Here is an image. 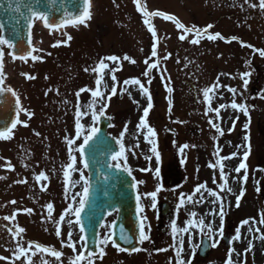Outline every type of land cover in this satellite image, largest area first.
I'll use <instances>...</instances> for the list:
<instances>
[{
    "label": "rangeland",
    "instance_id": "1",
    "mask_svg": "<svg viewBox=\"0 0 264 264\" xmlns=\"http://www.w3.org/2000/svg\"><path fill=\"white\" fill-rule=\"evenodd\" d=\"M179 1L180 0H150L152 5L159 7V11L162 12L164 9H169L170 12H173L175 15L178 13L180 14L182 11L184 18L188 19V13L186 10H182L181 6L178 5ZM144 2L145 0H93V17L88 21L87 24L89 25H82L76 29L88 30L93 22V24H98L99 17L101 26L99 29L100 31H97L99 36L97 45L99 46V49L97 50L98 56H100L101 52H105L103 57L118 54V57L122 62H125L123 66V78L119 74L121 68V62L119 63V60L116 62L108 60L104 61L108 64L107 69H99L98 63L97 71H93V69H96L97 67L95 58L91 57L95 52V46L97 44L95 37L96 29L90 31V33L94 35L85 36L81 41H72L68 44L65 52L63 51L62 54L59 53L60 56H57V58L61 60V63L58 66V71L63 75V80L68 83L67 91L70 94V102L74 100L75 104L72 107H65V111L62 113L57 112L56 118L57 121L60 122L59 125H63L67 129V135H69L68 139H74L76 134V116L74 120V111L76 112L77 104V100L75 101V93L81 88H87L91 90H99L105 97H107L111 94V87L118 86V88H116L117 94L111 96L110 101H108L109 106L105 110V113L110 114L113 118V124L110 130L120 138V133L124 131L125 125H127L128 130L123 138V143L125 144L126 149H128L125 153L127 164L131 170L137 172L141 176L147 171L150 172V170L154 168L157 159L156 155L150 150L153 147V144L148 143L145 139L147 129H137V125L139 124L141 117H143V110L147 107V95L142 92L140 85L131 83L133 79H139L141 84L149 89L152 96L153 107L149 109V115L145 117V120L157 133L155 138L149 136L148 139L154 140L160 157L161 150L158 147L161 146L159 142L164 135L169 136L170 144L172 136L174 135V138H176V135H179L178 144L181 145V147L188 145L183 151H181L180 148V158H183V160H187L191 156V150L187 151L191 146L189 143L201 141L200 146H209V153L211 152L213 145L214 154L209 159L207 156H204V158L207 165L213 164L215 166H208L205 171L206 175L200 179L199 183L205 181L206 187L216 191L224 204L228 201L229 208L232 207L233 202L237 204L238 190H248L250 188L252 190H258L261 196H263L262 200L259 201L258 195H253L255 198L254 200L262 204L260 210L261 216L264 220V171L261 167V163L264 162V98H262L264 97V72L261 71V69H264V57H261L258 51H254L253 49L255 48L244 46V48H242L241 46V41L246 42L247 44L245 45H251L248 43V40H250L251 42H256L258 44L259 50H264V9L259 7L260 0H248V3H245L244 0V6H248L249 10L242 16L233 15L234 12H231L233 9L224 14L225 7L217 10L216 15L214 16L217 21H213L215 25L209 29L211 31L210 34L214 35L220 30V34L224 36L225 39L211 41L208 40L206 34L201 31L199 37L200 44L190 43V41L195 38L194 32L186 33L184 30L178 29L174 26V21L167 20L164 16L161 18H154L152 22H150V18L142 15L143 21L148 18L147 23H145L147 27L150 26L156 30L157 37L155 38L148 30L149 28L146 27V29L143 25H141V28H137L138 22L136 19L131 18V14L135 15V9L137 8V10H139ZM212 2L213 0H211L210 3L208 0H196V4L201 11L197 12L198 16L192 20V25H199L197 27L201 29L204 28V30L206 29L203 24L212 20L210 15V9H214L211 5ZM236 3L238 4L237 0ZM252 4L256 5V7H251L250 5ZM99 6L100 13L99 16H97L96 12L98 14ZM144 7L149 9V11L153 8L152 6ZM234 11L237 12L236 9ZM175 19L178 18L176 17ZM39 26L40 24L37 23L38 28ZM63 30L64 31L61 32L62 40L64 37H67L68 31L72 29L63 28ZM44 33L45 32H43V35ZM235 34H237L239 38L236 42L235 40H231L232 37H237ZM180 35H185L183 41L179 39ZM42 38L44 39V37ZM55 39L57 38L53 36L47 37L44 39L45 43L40 47L47 50L50 43ZM230 40L231 42H228ZM154 41L157 47L158 56L151 58L150 62H158L159 66L156 70L150 73L152 83L149 85V77H145L143 73L146 70L145 59L150 57L152 49L151 45L154 44ZM261 46L263 49L260 48ZM108 47L109 49L115 48L116 53H110ZM247 49H250L251 53ZM236 53L243 54V62L238 60L241 59V57H239V55L236 56ZM168 54H171L168 59H163V57ZM6 55L8 61V73L11 75H18L19 68H21V71L23 72L31 71L29 69L33 67L36 68L35 65L38 63V59L28 62L11 60L12 57L9 54V51ZM125 55L129 57V60H123ZM139 56L144 57L141 64L138 66L136 63H132L130 69H127L130 62L137 61V58L140 60ZM186 58L187 60H185ZM10 60L13 62L12 65L10 64ZM187 62H192V66L195 69H192V66ZM114 63L117 70L115 72H110L109 69L113 68ZM186 63L188 66H186ZM184 65L185 68L183 67ZM41 68L42 67H38V69ZM85 68L88 69L87 72L84 70ZM246 71L250 72V75L244 77L249 80V83L245 88L240 74ZM130 72H132L133 75L130 74ZM112 75L116 76L115 82L111 79ZM177 76L180 77L179 80L176 79ZM257 76L259 79H257ZM97 79L101 80L100 85L95 83ZM125 80L129 81V83L124 84ZM212 85H219V87L214 90V94L209 93V100L206 101L203 96V90ZM168 86L173 89V92L166 91ZM16 87L18 88V86ZM228 87L237 89V94L233 96V94L228 91ZM25 96L29 98L26 93ZM172 97L174 100V103L171 104V107H174L173 114L177 116L179 115L181 119L177 118L176 121L182 123L171 120L170 123L177 128H175V132H168V129H166L168 125L166 107H170V99ZM91 99L90 92L86 91L81 93L79 103L85 105L88 104ZM233 100L238 104L246 105L248 111L247 116H245L240 110L231 108ZM39 102L40 100H35L34 102L31 101L33 104ZM220 105H224L225 107L220 109L219 114L215 111H208L209 107L215 109L220 107ZM57 107H60V105H57ZM99 107L100 105L97 104L96 110H98ZM185 107H195V115L193 116L191 113L190 116H186L184 113ZM202 107H205V117L208 114L209 118L205 119L203 116V113L201 112ZM81 110L83 111L84 109L82 108ZM41 112L44 113V116H38V118H36L39 119L36 120V124H38L36 130L38 133L40 131V126L47 127L52 121L48 112L43 110ZM206 112L207 114H205ZM50 114L51 116L53 115L51 111ZM183 115H185V118H183ZM42 120L43 122H40ZM209 120L223 130V136H220L219 133L216 132L215 127H213L212 124H209ZM65 121L68 123L66 124ZM72 121L73 123H70ZM81 123L85 128H88L90 125L95 126L97 122L93 124L91 115L89 114L82 118ZM245 125H247V128ZM61 132L62 130L55 129L51 130L50 133L55 139H57L56 135ZM189 134L194 135V138L187 139L186 137H191ZM245 136L248 137L247 141L244 139ZM65 142V145L56 144V149L62 147L67 148L69 153V145L66 140ZM81 142L82 137L76 141V144L78 145ZM36 143L37 141L33 142L29 138L21 140L20 138H16L15 135V138L11 137V140L8 142L9 148L4 156L7 157V161L11 166L16 164L15 161L17 157H13V154L15 155L17 152H21L19 154H22V157L24 155L30 157H44L48 171H50L49 175H52L53 173L55 174L51 176L52 181L49 182V184L54 186V190H57L55 192L54 202L61 213L67 205V201L64 200L65 187H68L71 192H82L84 182L80 181V172L73 173L71 170L65 169L63 165L61 169L56 168L54 157L57 155L59 157L60 152L52 148L53 144H45L42 146ZM137 144L139 147H136ZM237 146H239V148ZM245 151H248L249 153L247 160H243ZM234 152L237 153V161L235 159L234 162H229L227 166L222 167L220 165V169L217 168V157L220 156L221 162L225 155H230ZM61 154L64 155L65 153L63 152ZM74 154L77 155L79 159V153ZM0 159H2L1 152ZM68 162L69 160L66 164ZM237 162L239 164L243 162L246 165V169H242L239 174L234 171L235 168L239 166V164L237 165ZM121 163H123V161H121ZM196 165H200L199 158H196ZM79 168L83 174H86V168L83 167L82 163L79 164ZM221 168H223L225 174L224 180L229 179V182L233 187V189L229 188L232 189L231 192L227 191L225 193V191H221L219 188L221 179L218 182L217 179L220 177L215 171L220 172ZM62 170L69 171L70 175L66 178L64 172L62 174L60 173ZM245 171L248 177L246 181L243 179ZM9 173L3 171V169L0 170V186L9 187L14 184V178L11 177ZM33 173V169L22 171V181L26 182L28 175ZM73 181H78V183L75 184V187H72ZM24 183H22L18 192L22 191ZM46 185H48V181ZM203 190L204 189H202V191ZM9 196L10 195H8V197ZM206 198H209L210 200L214 199V197L208 195V192L203 195V200ZM193 199L194 201L200 200L201 194L195 193ZM246 200L247 199H239V205H248L247 211L242 214L244 217H247L248 214L254 213L253 210H257V208L249 207L250 203H247ZM257 202L252 203L255 206ZM23 204V201L19 200L15 204V206L17 205L16 208L21 216L24 215L23 213L26 210L23 207ZM187 206L188 204L185 205V207ZM248 218L251 219L250 217ZM72 219L75 220V217L73 216ZM112 219L113 215L108 217L104 225L111 224ZM190 219H192L191 216ZM255 219L259 221L260 217L256 215ZM243 220L245 219H237V221ZM182 221L183 220L181 219L180 224ZM249 222H252V220H249ZM32 224L35 225L34 229L27 227L29 229L25 230L24 233L15 234L14 232H19L15 228L22 226V224L15 222L6 225L0 221V264H55V258L51 252L53 249L60 251L59 247L58 250L56 249V246H58L57 242L51 244L45 242L43 239L46 237V234L42 231L41 227H37V223H29L28 225ZM39 224L41 225L40 222ZM63 225L65 227V230H62L64 231V236L58 240V242L60 243L61 249L65 250L64 252L73 259L83 252L84 242L81 240L76 244V251L73 252V249L67 246V234L71 231L73 240H79L81 236L79 225L74 223L71 228L66 222H63ZM35 229L36 232H34ZM190 232H193V230L191 229ZM109 234V230L106 227H102L101 238ZM186 235L187 233L184 235L185 252L182 253V256L186 253L187 257H191V250L194 246L192 242H194L195 235L192 236L191 244H189ZM165 236H167L168 241L165 244H162V247L159 249L166 248L168 250L153 252L151 254V258L154 257L153 259L146 256L149 250L146 243L141 248L143 250L134 253H127L122 252L113 246L111 240L107 245H100V250L96 255L85 257L90 258L92 264H170L171 259L168 257L163 259V257L168 251H172L173 260H171V264H176L175 252L170 247L173 243L172 231ZM55 237L56 235H53V238ZM61 241H64L63 245ZM28 242H31V247H29ZM43 245L45 246L42 247ZM81 245H83V247H81ZM21 247L24 249L22 253L20 252ZM101 249L103 252L102 255ZM69 251H72V254H70ZM191 258L192 263H194L196 259L194 260L193 256ZM149 259L151 260L148 263ZM70 260L71 259H68L66 256H61L59 259L60 264H69ZM81 264H87L86 260H81Z\"/></svg>",
    "mask_w": 264,
    "mask_h": 264
},
{
    "label": "snow or ice",
    "instance_id": "2",
    "mask_svg": "<svg viewBox=\"0 0 264 264\" xmlns=\"http://www.w3.org/2000/svg\"><path fill=\"white\" fill-rule=\"evenodd\" d=\"M245 3H248V0H245ZM84 4L85 7L83 8V12L82 14H79V12L74 13V16H78V19L75 21L76 23H80V24H85L88 19H90V12H89V8H88V0H84ZM251 7H256V5L252 4L250 5ZM259 7L261 9H264V0H260L259 3ZM17 11H19V9H17ZM151 15L154 16H164L163 13L157 11L154 13H151ZM32 18H39L42 19L45 22V26H51V27H56L57 25H55V23L52 21L51 16L48 13H33V17ZM167 20H171L174 21L176 27L178 29H182L184 30V32L186 33H193L194 32V36L195 38H193L190 43L192 44H198L199 43V37L201 35V31L205 32L206 34V38L208 40L211 41H215L217 39L220 40H224L225 37L222 36L220 33H215L213 34H207V29H211L213 27V25H207L205 30H199L196 28L195 25H193L191 28H186L185 25H183L178 19H175L173 16L168 15L166 17H164ZM31 20V18H30ZM31 26V25H30ZM149 31L151 32L152 36L155 38L157 37V32L154 28H149ZM68 40H71L72 37L68 36L67 37ZM180 40H184L185 39V35H180L179 36ZM238 37H232L231 40H238ZM228 41V42H231ZM8 45L9 48L14 49L17 47L16 44H14L12 41L4 39L2 37H0V45ZM55 46V45H54ZM241 46H247V47H252L251 45H245L242 41H241ZM38 51L37 49H32L31 51H29L27 53V56L25 55H20L19 59L21 60H26L28 56H31L32 60H37L39 59L38 56L33 55V52ZM254 51H258L259 55L261 57H264V50H256L254 49ZM10 55H16L15 51H13L12 53H9ZM4 53L2 51H0V61H2ZM171 54H168L167 56H164L163 59H168V57ZM158 56V51H157V47L155 46V41L153 44V47L151 49V53H150V57L145 59V65H146V70L143 73V75L145 77H149L148 79V84L151 85L152 83V77L150 76V73H152L154 70H156L158 68V62H150L151 58H155ZM118 59L117 56H109V57H104L101 58V61L99 63V69H107L108 68V64L105 63L104 61L108 60V61H112V62H116ZM123 60L127 61L129 60V57L127 55H125L123 57ZM133 63H135V61H132ZM0 68H2V63H0ZM86 72L88 71L87 68L84 69ZM117 70V67L114 63L113 68L109 69L110 72H115ZM93 71H97V69H93ZM23 75H27V74H23ZM223 75V74H221ZM241 78L243 79V83L245 88L247 87L249 80L245 79L244 77H248L250 75V72H244L241 73ZM29 79H34L35 77L33 76H28ZM4 79L5 77L3 76L2 73H0V94H3L5 92L7 93H11V95L13 97H16L15 103L17 105V111L19 112L20 110H23L21 105H20V98L17 96L16 92L11 88V87H6L4 86ZM112 81H116V76L112 75L111 76ZM95 83L97 85H100L101 80L97 79L95 81ZM129 81L125 80L124 84H128ZM132 84H136V85H140L141 90L144 94L147 95V107L144 108L143 110V117H141L139 124L137 125V129H147V135L145 137V139L148 141V143L153 144V147L150 149L155 155H156V159L157 161H159L160 159V154L157 150V147L155 146V142L154 140L148 139V137H153L155 138L157 136V133L155 131V129L153 127H151L147 121L145 120V117H147L149 115V109H151L153 107L152 104V96L150 94V91L148 88H145L142 84L141 81L139 79H133L131 81ZM219 87V85H212L208 88H205L203 90V96L205 98V100H209V93H213L214 94V90ZM51 90V89H50ZM49 90V91H50ZM89 91L90 95L92 97L91 101L88 104L85 105H81L79 103V98L81 93ZM167 92H172L173 89L170 87L166 88ZM228 91L230 93L233 94V96H235L237 94V89L235 88H231L228 87ZM58 92V90H57ZM117 94V89L115 86L111 87V94L107 97H105L101 91L99 90H91V89H87V88H81L79 89L75 95L77 96V104H76V112H75V116H76V121H75V129H76V134H75V138L74 139H68L66 137V141L67 144L69 145V162L64 166L65 169L67 170H71V172H80V181L84 182V186H83V190L82 192H71V190L68 187H65L64 189V200L67 201V205L64 208V210L60 213L58 220L55 221V223L57 224L56 227V235L57 237H60L61 235V230H60V224L62 222H66L67 225L71 228V226L75 223L77 225L80 224V215L81 212L84 209L85 203L87 202L88 198H89V186H88V181L85 179V176L83 174V172L80 170L79 168V164L82 163L84 168H88L89 167V160H85L84 159V155L85 152L88 150V148L91 147L90 145V141H93L94 137L96 136V133L98 132V128L94 127V126H89L88 128H85V126L81 123V120L84 116H88L89 114L91 115V120L93 122V124H95L99 117L104 116L105 114V110L107 109L108 105V101H110L111 96H114ZM264 98V97H262ZM171 103V102H170ZM97 104L100 105L99 109L96 110V106ZM225 107L224 105H220V107L212 109L211 107H209L208 111H215L217 114H219L220 109ZM84 109L83 111L81 109ZM231 108L232 109H238L241 112L244 113L245 116L248 115V111H247V107L244 104H238L235 102V100H233V102L231 103ZM29 115V117L31 116L30 113H27ZM207 114V112L205 113ZM178 123H182L180 121H176ZM20 123L19 120L15 121L12 123L11 128L14 129L16 128L17 124ZM209 124H212L213 127H215V130L217 133H219L220 136L224 135L223 130L214 125L213 122L211 120H209ZM245 127L247 128V125H245ZM127 125H125V129L124 131H122L120 133V138L117 139L115 137H113L112 139L116 140V143L119 145V150L118 151H114L111 159L114 162L113 164L110 165V167H114L116 169H121L124 172H126L129 176L132 175V170L129 168L128 164H127V157L125 155L126 151H128V149H126L125 144L123 143V138L125 136V133L127 132ZM11 129H6L5 131H0V139H10L11 135H10ZM37 136H39V133H35ZM82 137V143L80 144H76V141L79 140ZM244 139L247 141L248 137L245 136ZM110 142L106 141V147L109 145ZM136 147H139V145L137 144ZM188 145H184L181 147V151H183L184 148H187ZM195 147V146H193ZM239 148V146H237ZM74 153H79V159L77 157V155H75ZM237 155V153H231L228 157H224L225 160L231 159L233 157H235ZM249 153L248 151L244 152L243 155V160H247ZM94 156V152L90 153V157ZM121 161H123V163H121ZM219 163V161L217 162ZM9 167H11V165H8ZM209 167H214L215 165L213 164H209ZM242 169H246V165L245 163L241 162L239 164L238 167L235 168V172L237 174H239L241 172ZM65 170L64 171V176L67 178L70 173L69 171ZM159 172L160 169L159 167H157L155 169V173L156 176L159 177ZM224 172H223V168H221L220 171V179L223 181L224 180ZM45 178V173L41 172L38 176L35 177V179L37 181H39L40 179ZM243 179L246 181L248 179L247 177V173L245 171V175L243 177ZM25 181H17V183H24ZM78 183V181H73L72 183V187H75V184ZM144 181H135L134 178V182L132 184V188L133 189H138V185L139 184H143ZM159 183V181H158ZM215 183V181H214ZM226 183V181H225ZM225 183H220L219 184V188L221 191L225 190ZM163 186H158L155 188L154 191L151 192H146V193H141L137 190V194L135 195V201H136V207H135V212H136V216L139 222V229H138V238H139V243L143 244V242L145 241H151V237L149 235L150 231H151V226L150 224H147V217L142 215L144 213V207L142 206V200L143 199H150V205L153 209L156 208V204H157V199H158V193L162 190ZM201 189H204L208 192V195L211 197H214V199H212L210 201L211 205H216L218 202L220 203V207L219 210L217 211L215 208L212 209L211 212L208 213V215L216 217H219L220 220V224L219 227L216 231V233L213 232V221L209 220L208 223H205V216H200L199 219H196L197 213L195 212H191L189 213V215L192 217V219H187L185 221V225L184 227H178L177 226V222L175 220H173L171 222V231H172V239H173V243L170 246L174 252H175V261L176 264H192V258L191 257H187V254L185 253L184 256H182V253L185 252L184 249V235L185 233L188 234V240H189V244H191L192 241V236L195 234V232H190V229L192 230H198L199 233H201L204 236H207L210 240H213L214 236L218 233L220 236L223 235V228H224V218H225V212H224V207H223V202L221 200V197L218 195V193L216 191H214L211 188H207L206 187V183H200L198 184V186L195 188L194 193L193 194H188L187 196L184 193H180L178 200L179 202L176 205V212L177 214L179 213V210L181 208H184L185 205L187 204H199L202 203L203 201V193L201 192ZM227 191L231 192L232 189H227ZM195 193H200L201 194V199L200 200H196L194 201L193 197ZM240 195H243V189L241 190ZM79 198V199H78ZM11 203L15 204V201H12ZM78 205V206H77ZM237 207H239V196L237 197ZM46 208L48 210V218L52 219V212H53V204L51 202L46 204ZM25 211H27L28 213L32 212V209H26ZM116 212L119 213L120 209L116 208ZM75 217V220L72 219V217ZM67 217V219H66ZM3 219L5 220H9V217H4ZM241 225H249V219H245L243 221L240 222ZM102 227H106L109 230V235L104 236L103 238H101L99 240V244L100 245H107L109 243V241L111 240V243L113 246H117V243L114 239H112V235H114V231L113 229L115 228V221H113L111 224L108 225H102ZM147 229V232H146ZM252 227L249 226L248 231L252 232ZM25 231L24 228H19V232L23 233ZM80 232L83 233L84 232V228L81 225L80 226ZM235 237L237 242H239L240 240V226H237V228L235 229ZM135 237H133L132 235H130L128 232L125 231V229L123 227L120 228V233H119V239L121 241L124 242V244H132L133 239ZM261 239H264V236L260 237ZM84 236L81 235L79 240L74 241L73 240V235L72 232L69 231L67 234V246L73 249V252L76 251V244H78L81 240H84ZM29 243V247H31V242ZM62 245L64 244V241H61ZM218 244V241H215L214 243H212V247H216ZM81 247H83V245H81ZM199 246H193V253L192 256L195 255V250L196 248ZM252 243L251 241H249L247 248L244 250L245 252H251L252 251ZM120 251L122 252H139L143 249L139 248V247H132V248H123L120 247L119 248ZM168 249L166 248H162V249H158L157 251H167ZM24 251V249L21 247L20 248V252L22 253ZM233 252V249H229V256H231ZM51 254L56 257L57 260L60 259L62 253L60 251H56V250H52ZM103 254L102 249H101V255ZM264 254V253H262ZM187 257V258H186ZM81 260H86L87 264H92V260L90 258H87L84 256V253L81 252L80 255L74 257L73 259H71L69 261V264H81ZM170 264H171V260H170ZM227 264H239V253H237V261L233 262L231 259H229L227 261Z\"/></svg>",
    "mask_w": 264,
    "mask_h": 264
},
{
    "label": "water",
    "instance_id": "3",
    "mask_svg": "<svg viewBox=\"0 0 264 264\" xmlns=\"http://www.w3.org/2000/svg\"><path fill=\"white\" fill-rule=\"evenodd\" d=\"M84 7V0H0L1 37L17 45L13 49L17 56H26L31 49L33 13H48L55 25H61L77 20L78 16L73 14H82ZM15 100L16 97L11 93L0 94V131H5L15 122ZM106 118H101L98 132L93 141H90L91 147L84 155L89 160L90 187L89 198L81 212V221L89 248L96 250L99 225L109 211L118 207L120 212L115 221L114 240L117 245L130 249L139 246V222L135 212L136 191L132 188L134 179L123 170L110 167L113 164L111 156L117 147L116 141L107 132L109 121ZM106 141L110 142L107 147ZM93 152L94 156L90 157ZM121 227L135 237L132 244H124L119 239Z\"/></svg>",
    "mask_w": 264,
    "mask_h": 264
},
{
    "label": "flooded vegetation",
    "instance_id": "4",
    "mask_svg": "<svg viewBox=\"0 0 264 264\" xmlns=\"http://www.w3.org/2000/svg\"><path fill=\"white\" fill-rule=\"evenodd\" d=\"M159 185L163 186L162 190L158 193V199L156 208L153 209V218L157 225H159L160 229H169L171 227V222L175 220L178 222L179 216H180V210L177 214L176 212V205L178 203V200L176 198V192L173 190L176 186H178L182 180V173L180 172V169L177 168L176 164H173V162H170L169 160H165V163L162 167V172L159 175ZM155 184H149L147 182H144V185H142V191L141 193L151 192L150 187L154 186ZM143 202L150 205V199H143ZM151 206V205H150ZM213 209L212 205H201L198 204L195 209V213H197V216H205V222L208 223L209 220L213 219V222L216 221L217 224L214 226L215 230L217 231L220 220L219 217H213L208 215L209 212H211ZM219 208L217 207V211ZM225 212V211H224ZM226 213V212H225ZM166 227V228H165ZM254 230L260 229L258 225H252ZM226 228L233 229V222L230 221L228 218L224 219V228L223 233L226 230ZM153 237V233H152ZM216 237L223 238V235L220 236L218 233L216 234ZM215 241H218V244L216 247L211 246L210 254H214L218 248L224 247L226 248V245H229L224 241V244H220L218 239L212 240V243ZM211 243V245H212ZM248 240H246V245H248ZM257 248L255 250V259L254 261L258 264H264V239H257L254 238L253 242Z\"/></svg>",
    "mask_w": 264,
    "mask_h": 264
},
{
    "label": "bare ground",
    "instance_id": "5",
    "mask_svg": "<svg viewBox=\"0 0 264 264\" xmlns=\"http://www.w3.org/2000/svg\"><path fill=\"white\" fill-rule=\"evenodd\" d=\"M117 149H119V147H117ZM229 155H226L225 157H228ZM235 159H236V161L238 160L237 159V157L235 156V157H233V158H231V159H228V160H225L224 159V157L222 158V160H221V162H220V159H219V163H218V165L220 166H223V167H225V166H227L228 164H229V162H231V161H235ZM239 163L237 162V165H238Z\"/></svg>",
    "mask_w": 264,
    "mask_h": 264
}]
</instances>
